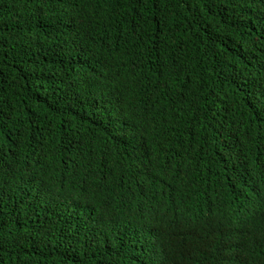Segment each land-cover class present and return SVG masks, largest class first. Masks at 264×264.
<instances>
[{
	"label": "trees",
	"instance_id": "obj_1",
	"mask_svg": "<svg viewBox=\"0 0 264 264\" xmlns=\"http://www.w3.org/2000/svg\"><path fill=\"white\" fill-rule=\"evenodd\" d=\"M0 264H264V0H0Z\"/></svg>",
	"mask_w": 264,
	"mask_h": 264
}]
</instances>
